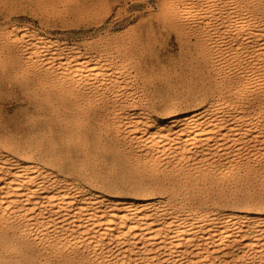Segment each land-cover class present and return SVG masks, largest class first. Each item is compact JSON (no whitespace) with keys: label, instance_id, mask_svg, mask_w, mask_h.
Returning <instances> with one entry per match:
<instances>
[{"label":"bare ground","instance_id":"bare-ground-1","mask_svg":"<svg viewBox=\"0 0 264 264\" xmlns=\"http://www.w3.org/2000/svg\"><path fill=\"white\" fill-rule=\"evenodd\" d=\"M210 1L216 8L209 13L205 27L202 20L186 22V27L202 36H210L209 32L219 36V53L215 55L230 50L227 57L224 53L220 61L216 60L222 79L226 80L229 73L224 65L242 64L244 52L250 58L248 62L243 60L248 63L244 71L250 75L234 71L236 75H229L231 79L228 76L230 80L224 81L227 84L219 95L203 108H174L166 116H152L139 108L137 98L141 96L132 86L134 77L126 71L127 60L119 63L107 55H91L79 50L77 44L31 31L26 24L9 27L14 33L12 46H17L16 59L25 71L37 75L35 84L39 89L53 88L82 98L123 96L121 99L131 110L118 111L116 105L109 117L116 123L113 129L121 130L125 140L121 138L129 146V161L153 178L164 170L180 174L174 185L164 186L168 194L164 199L104 196L40 164L0 152V229L10 232L3 245L15 254L25 251L14 264H264V212L259 206L247 209L249 202L239 198L228 207L216 203L208 206L202 203L204 192L199 186L223 177L229 181L234 175L238 179L236 173L242 161L238 163L234 157L241 146L254 164L264 160V122L260 121L264 113V6L255 7L247 0ZM193 3L202 5V0ZM190 7L175 9V14L182 21H197L201 11ZM252 95L256 97L251 99ZM96 101L98 104L99 99ZM220 160L223 162L216 167L215 162ZM184 163L186 170L185 166L182 169Z\"/></svg>","mask_w":264,"mask_h":264},{"label":"rangeland","instance_id":"rangeland-1","mask_svg":"<svg viewBox=\"0 0 264 264\" xmlns=\"http://www.w3.org/2000/svg\"><path fill=\"white\" fill-rule=\"evenodd\" d=\"M194 1L0 0V152L13 159L40 164L39 166L82 184L91 193L96 192L113 197L131 196L132 198L149 197L154 199L167 197L168 194L164 188L170 186L171 183L174 185L180 174L164 170L153 178L148 172L134 166L129 161L131 153L128 149L129 146L123 141L125 139L122 137L121 130L113 129V127L116 128V123H113L109 117L110 110L116 107L115 110L118 111L120 109H122L121 111L131 110L130 105L121 99L123 96L118 94L117 97L112 96L113 99L109 96L108 100L105 96H93L94 99L85 96V99V97H77L75 94L61 93L53 88L39 89L35 84L38 79L37 75L32 71V74L28 70L25 71L20 59H16L17 46L16 43L12 46L14 33L9 31V27L26 24L31 31L57 39L62 43L77 44L79 50L91 55H107L113 60H118L119 63L127 60L129 64L125 67L129 68L126 71L129 70L130 73L129 71L128 73L134 77L131 76L133 78L132 86L139 89L135 90L137 94L139 93L138 97L141 96V99L137 98L141 102L137 101L139 106L141 104L138 107H142L143 112L152 116H166L167 112L174 108L186 111L203 108L219 95V90L227 84L224 81H229L234 76V71L236 74H249L244 70L247 71L245 68L248 63L245 62H248L250 58H248L247 52H244L241 53L240 58L244 65L242 66L241 62V65L236 63L234 66L228 65L230 70L227 65H224L225 71L228 70L227 72L231 73H227L226 80L221 78L222 74H218L221 73V69L219 70V67L217 69V66H219V61L224 53L227 57L226 54L230 50L224 51L222 56L217 54L219 53L217 49L220 41L219 36L211 32L208 37L204 34L202 36L191 31V27H186V22L196 23L198 20H202L204 23H201L205 27L206 22L209 21V13H213L216 6L210 0H202V5L193 3ZM247 1L248 3L252 1L251 4L255 7L264 6V0ZM189 5H191V10L201 11V17L199 16L197 21L191 19L182 21V18L175 14V9ZM216 39L219 41L217 40V42ZM4 49L7 50L4 51ZM215 52H217L216 55ZM217 55H220V58ZM214 56H216L215 59ZM247 58L249 60H246ZM235 66L236 68H234ZM238 67L243 70L241 71ZM218 77L220 81L222 79L221 82ZM18 83L19 85H17ZM253 97L256 96L252 95L251 99ZM97 99H99L100 109ZM93 101L95 103H92ZM121 106L122 108H119ZM144 106L145 108H143ZM260 121L264 122V113L261 114ZM111 130H113V134ZM261 143L264 145V139H261ZM241 147L239 150L237 149V154L234 153L238 156L234 157L238 159V163L242 161L239 165H242L243 169L241 166L236 173L240 178L236 179L237 175H234L235 178L233 177L229 181L223 177L224 179L215 182H206L207 184L204 183V186L203 183L200 184L199 186L204 192L203 195L207 196L206 198L202 196L201 199L205 201H201L204 204L206 202L211 205L216 203L217 206L228 207L233 200L242 199L249 202L246 206L247 209L256 210L255 207L259 206L258 209L264 212V160L259 162L260 164L258 162L254 164L251 157L248 156L250 154H246L244 146ZM240 150L244 151L243 153L246 155L241 154ZM242 155L244 159L246 158L245 161ZM247 161L250 163H246ZM219 162L223 161L215 162L217 163H214L216 167L221 165ZM251 165L253 166L252 171ZM259 166H263V168L259 169ZM246 167L250 169V173ZM182 169L186 170V163ZM255 169L256 171H254ZM243 170L246 173H242ZM191 172L193 173L192 170ZM252 177L253 179H251ZM240 180L241 183H239ZM225 181L227 185L224 184ZM234 181L238 185L232 183ZM202 186L205 187V190ZM206 191L208 192L206 193ZM231 192L234 195H231ZM209 204L208 206H211ZM7 234L10 232L0 229V264H14L22 258L25 252L21 250L15 254L13 251L6 250L3 241Z\"/></svg>","mask_w":264,"mask_h":264}]
</instances>
